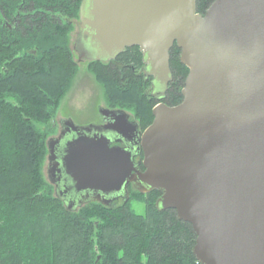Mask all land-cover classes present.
<instances>
[{
	"label": "water",
	"instance_id": "obj_1",
	"mask_svg": "<svg viewBox=\"0 0 264 264\" xmlns=\"http://www.w3.org/2000/svg\"><path fill=\"white\" fill-rule=\"evenodd\" d=\"M77 25L79 60L110 62L139 46L164 92L177 44L189 73L183 100L158 103L144 132L123 108L100 107L108 124L70 119L65 150L63 138L47 140L55 195L78 211L129 201V183L158 190L156 207L192 225L201 264H264V0H214L205 13L197 0H82ZM118 140L126 146H110Z\"/></svg>",
	"mask_w": 264,
	"mask_h": 264
},
{
	"label": "trees",
	"instance_id": "obj_2",
	"mask_svg": "<svg viewBox=\"0 0 264 264\" xmlns=\"http://www.w3.org/2000/svg\"><path fill=\"white\" fill-rule=\"evenodd\" d=\"M214 0H197L205 13ZM82 0H0V264H201L197 235L175 209L159 210L161 192L130 188L116 206L66 208L45 176L52 122L79 71L72 33ZM171 49L169 100L180 103L189 68ZM139 46L116 59L88 61L107 105L132 111L143 126L155 99L139 70ZM146 203V213L131 208ZM98 256H101L97 262Z\"/></svg>",
	"mask_w": 264,
	"mask_h": 264
},
{
	"label": "rangeland",
	"instance_id": "obj_3",
	"mask_svg": "<svg viewBox=\"0 0 264 264\" xmlns=\"http://www.w3.org/2000/svg\"><path fill=\"white\" fill-rule=\"evenodd\" d=\"M77 30L78 25L72 33V47L75 44ZM75 58L79 65V71L59 108L57 116L73 115L75 121L82 124L89 121H98L101 115L100 107L107 105L104 89L88 70V61L79 60L77 52H75ZM146 206L144 201L133 200L131 202V208L138 214H145Z\"/></svg>",
	"mask_w": 264,
	"mask_h": 264
},
{
	"label": "flooded vegetation",
	"instance_id": "obj_4",
	"mask_svg": "<svg viewBox=\"0 0 264 264\" xmlns=\"http://www.w3.org/2000/svg\"><path fill=\"white\" fill-rule=\"evenodd\" d=\"M180 54H181V51H180ZM143 58H144V56H143ZM83 61H89V60H83ZM142 61H143V65H142L141 69L139 70V74H143L144 80L149 83V85L147 87V90H146V93L149 94L151 99L153 98V99L156 100L155 106L158 103H160V102H164V103H166L167 105H170V106L178 104V103H171V101L169 100L170 83L174 80V70L172 68V65H171V70H172L173 78L169 82L168 88L163 92L162 89H159V88H156L155 86H153V81H154L155 78H154V76L152 74L147 75L145 73V71H144V67H145L144 59H142ZM183 87H182V89H183ZM157 89H159V90H157ZM182 89H181V92H182ZM105 107L113 108V107H110L108 105H106ZM127 111L130 113V120L138 122V129L141 132H144L145 129L148 126H146V127L143 126L142 123H141V120L139 118H137V116L132 111H129V110H127ZM70 119L77 125H89V124L100 125V124H108L111 121V117H107L105 119V117L102 114L100 115V119L98 121H89V122L83 123V124L79 123V122H76L73 115L72 116L63 115L61 117L56 116V118L52 122V126H51L52 131H51V134L48 137V140L51 139V138H57V137L63 138V141L61 143L62 151L65 150V148L67 147L68 139L71 138V140H72L73 136L76 135L75 132H74V128H73L72 122L70 121ZM94 135L95 134L91 135V137H94ZM110 146L111 147H114V146H123L124 147V146H126V144L124 142L118 140V141L111 142ZM138 152L139 153L135 156V161L138 162L137 166L139 167V169L142 170V171H145L146 167L144 165V151H143V149H141ZM46 167H47V161L45 163V173H46V176H47V179H48ZM56 179L58 181L60 180V185H62V183L63 184L67 183L65 180H63V175L61 176V178H60L59 175H57ZM48 181L50 182L49 179H48ZM50 184L53 185L54 193H55V188H56L57 184L56 183H52V182H50ZM68 185L71 186V184H68ZM128 188L129 189L130 188L135 189V187L133 186L132 183H129ZM123 202H124L123 197H120L119 199L115 200L116 205L117 204H122Z\"/></svg>",
	"mask_w": 264,
	"mask_h": 264
}]
</instances>
